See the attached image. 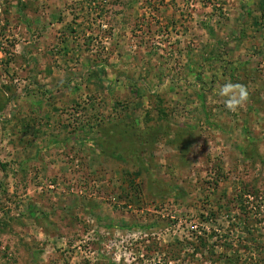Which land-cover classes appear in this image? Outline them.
<instances>
[{"label":"rangeland","instance_id":"1","mask_svg":"<svg viewBox=\"0 0 264 264\" xmlns=\"http://www.w3.org/2000/svg\"><path fill=\"white\" fill-rule=\"evenodd\" d=\"M0 264H264V0H0Z\"/></svg>","mask_w":264,"mask_h":264},{"label":"clouds","instance_id":"2","mask_svg":"<svg viewBox=\"0 0 264 264\" xmlns=\"http://www.w3.org/2000/svg\"><path fill=\"white\" fill-rule=\"evenodd\" d=\"M218 95L225 97L224 105L229 111H236L248 100L247 88L241 83L228 81L218 88Z\"/></svg>","mask_w":264,"mask_h":264}]
</instances>
